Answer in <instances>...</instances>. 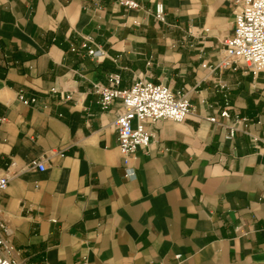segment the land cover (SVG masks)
<instances>
[{"label": "crops", "instance_id": "obj_1", "mask_svg": "<svg viewBox=\"0 0 264 264\" xmlns=\"http://www.w3.org/2000/svg\"><path fill=\"white\" fill-rule=\"evenodd\" d=\"M132 1L0 0V220L17 263L264 264V152L244 132L264 139V71L208 68L231 33V1ZM87 36L102 55L79 48ZM111 73L122 88L165 84L194 107L147 125L131 177L113 125L119 101L103 111L93 89ZM215 81L231 117L210 123L223 104ZM19 90L36 102L22 104ZM40 158L42 171L30 165Z\"/></svg>", "mask_w": 264, "mask_h": 264}, {"label": "built area", "instance_id": "obj_2", "mask_svg": "<svg viewBox=\"0 0 264 264\" xmlns=\"http://www.w3.org/2000/svg\"><path fill=\"white\" fill-rule=\"evenodd\" d=\"M230 1L233 13L231 33L223 39V47L217 61L208 65V68L211 71L242 69L256 75L264 71V0ZM120 3L128 8L137 6L132 0H120ZM154 14L156 19L164 20L162 3L155 4ZM90 42H92L90 37H84L79 48L84 49L90 56L102 55L103 52L91 47ZM70 49L78 50L73 45ZM214 83L222 93L223 104L218 113L206 117L210 123H217L218 116L226 119L231 117L227 86L221 81ZM93 89L99 95L98 103L103 111L110 108L113 100L119 101L113 125L117 133V148L127 177L134 175L129 164L130 158L137 149L147 147L153 136L147 125L155 124L162 119L181 122L194 112V107L185 94H178L165 84L142 78L128 88H122L119 73H111L107 76L106 83H93ZM16 97L24 105L36 102L35 96H26L22 90L17 91ZM233 120L235 123H244L247 117L234 115ZM237 130L234 125L230 127L227 137H233ZM244 132L251 135L257 150L264 152V139ZM44 163L45 158L30 161L31 166L41 171L45 168ZM7 183L8 176L0 175V191L7 187ZM10 235L6 222L0 220V264H18L13 255L14 247Z\"/></svg>", "mask_w": 264, "mask_h": 264}]
</instances>
